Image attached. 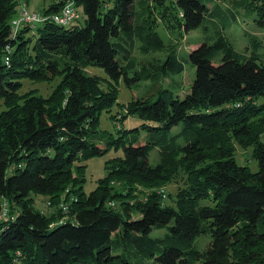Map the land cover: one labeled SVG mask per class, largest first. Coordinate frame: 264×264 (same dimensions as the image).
<instances>
[{
    "label": "trees",
    "instance_id": "16d2710c",
    "mask_svg": "<svg viewBox=\"0 0 264 264\" xmlns=\"http://www.w3.org/2000/svg\"><path fill=\"white\" fill-rule=\"evenodd\" d=\"M22 1L0 0V217L7 204L0 264H264V143L252 123L264 117L258 103L264 63L236 52L221 31L191 52L196 77L184 99L165 91L155 101L121 105V120L144 121L147 138L139 128L127 130L130 137L118 130L109 144L121 143L124 156L106 163L94 191L84 189L87 163L108 151L90 136L102 113L119 104V84L152 77L172 82L184 71L174 51L153 72L137 71L128 40L137 37L146 54L160 52L158 20L188 33L202 26L212 0H143L140 10L136 0H58L40 12L57 13L74 1L85 24L47 21L23 27L13 39ZM235 4L254 9L264 26V0ZM8 46L10 68L3 62ZM87 66L102 67L110 79L87 75ZM57 79L48 96L20 93L25 81ZM234 140L254 147L256 172L238 164ZM154 150L163 159L155 166L149 162ZM170 184L175 189L164 198L159 189ZM37 195L49 197L51 213L35 208ZM61 203L69 207L63 223ZM165 227L164 237H151ZM204 235L210 242L200 249Z\"/></svg>",
    "mask_w": 264,
    "mask_h": 264
},
{
    "label": "rangeland",
    "instance_id": "374dc122",
    "mask_svg": "<svg viewBox=\"0 0 264 264\" xmlns=\"http://www.w3.org/2000/svg\"><path fill=\"white\" fill-rule=\"evenodd\" d=\"M140 1L143 0H136V9L138 10H140ZM236 1L239 0H212L211 4L209 5L210 12L207 14L202 26L188 33L180 29L169 30L165 28V26L158 20V24L155 25L154 30L159 34L165 44V47L160 52L146 54L144 51H142L141 42L137 37L132 41L130 39L128 40L127 47L130 51V56L132 57L131 59H134L136 62L137 71H141L142 68H146L149 72H153L156 69L154 68L155 65H162L164 62H166L171 51L177 53L178 58L184 65V71L181 74L172 76V82L167 79L161 80L160 78L152 77L145 80L134 81L130 83V85H127L124 81L119 84V104L114 106L111 112L105 111L102 113L97 134L90 136L92 141L101 143L104 147L108 148V151L101 156L92 158L87 163L86 182L84 183V189L87 194H90L92 191H94L97 188L99 181L105 178L107 174L106 163L116 157L124 156L121 143L111 145L109 144L111 141L119 137L118 130L122 129V135L127 134L128 137H130L133 136V133L126 131L139 128L141 129L142 140L147 138V131L141 128L142 124H144V121L131 116L127 120H121V116L124 114L121 105H127L133 99L143 97H150L155 101L159 99L161 93L165 91L172 93L174 98L184 99L185 96L191 91V86L196 77V67L191 61L190 54L194 49L198 48L202 44H212L218 31L222 32V34L232 44L236 52L244 54L247 57L255 55L258 57V63H264V26H260L258 24L257 15L254 9H246L243 6H239L235 4ZM56 2H58V0L22 1V4L20 3L19 5L18 18L16 19L22 17V12L24 10H26L27 13L31 15L35 12L42 11L44 7H49ZM77 8L81 14V18L71 23L67 27L75 25L83 26L85 24L83 10L81 7L77 6ZM211 12H213V14ZM123 64V66H125L126 61H124ZM85 73L91 76H99L104 79H110L107 72L100 66H87L85 68ZM130 74L133 77L132 73ZM57 83L58 79L51 82L50 84L25 81L24 88L20 93L26 94L31 91H37L43 96H48L53 91ZM258 103L264 104V98L259 99ZM3 110H5V105L3 101H0V114ZM113 115H116L115 119L111 118ZM116 118H118L117 121ZM252 123L254 127L262 129L260 141L264 143V117L261 118L258 116L252 119ZM182 127L183 124H180V126L176 127L172 132L177 133L182 130ZM128 137H126V140ZM232 145L236 151L238 164L241 166H249L254 172H256L259 167L257 161L253 157L254 147L250 146L245 148L240 144L239 141L235 140L233 141ZM161 160L163 159L157 150H154L149 156V162L153 166L160 163ZM174 189L175 185L170 184L163 186L161 189H159V192L162 190L165 192H171ZM140 191H143L142 187H138L136 199L143 198V196L140 194ZM136 199L132 200L130 204L132 205L135 203ZM117 202L119 205L120 202ZM62 203L60 205H62ZM113 204L116 203L114 202ZM34 206L42 213H51V211L54 209L53 204L51 201H49V197L46 195L35 196ZM59 209L63 214L62 219H69V213H66L61 208ZM136 217L137 216H135V218ZM167 232V227L156 229L152 232L151 237L162 238L167 234ZM209 242V236L204 235L202 238H200V249L206 248Z\"/></svg>",
    "mask_w": 264,
    "mask_h": 264
},
{
    "label": "built area",
    "instance_id": "2783aa9c",
    "mask_svg": "<svg viewBox=\"0 0 264 264\" xmlns=\"http://www.w3.org/2000/svg\"><path fill=\"white\" fill-rule=\"evenodd\" d=\"M81 18V14L76 6V3L74 1H68L66 2L63 7L60 9L59 12L53 13L50 15H43L41 12H35L33 14H28L26 10L22 12V17L19 19H16L12 22L13 25V39L17 38L18 33L20 32L23 27H34L38 24L45 23L47 21L53 22L59 26L67 27L71 23L75 22L76 20H79ZM6 51L9 53V55H6L4 57V65L8 68L11 66V57L13 53V48L8 46L6 48ZM164 198H166V193L164 190L161 191ZM4 212L2 214V217L0 219L7 216V204L4 203ZM61 209H63L66 213L69 212V207L66 204H62L60 206ZM67 219L63 218L60 220V223H63Z\"/></svg>",
    "mask_w": 264,
    "mask_h": 264
}]
</instances>
